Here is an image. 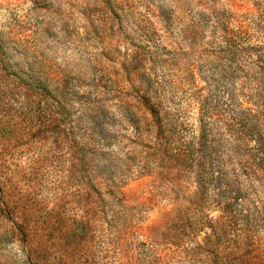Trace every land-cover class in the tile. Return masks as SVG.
<instances>
[{
    "label": "rangeland",
    "instance_id": "1",
    "mask_svg": "<svg viewBox=\"0 0 264 264\" xmlns=\"http://www.w3.org/2000/svg\"><path fill=\"white\" fill-rule=\"evenodd\" d=\"M263 53L264 0H0V264H197L185 247L235 235L189 201L195 182L145 170L142 96L195 135L206 102L219 141L217 99L228 87L251 107ZM255 163L234 182L250 205Z\"/></svg>",
    "mask_w": 264,
    "mask_h": 264
},
{
    "label": "trees",
    "instance_id": "2",
    "mask_svg": "<svg viewBox=\"0 0 264 264\" xmlns=\"http://www.w3.org/2000/svg\"><path fill=\"white\" fill-rule=\"evenodd\" d=\"M257 56L248 84H253L259 92L254 95L256 99L249 101L251 107L242 108L228 87L223 90L225 100L217 99L226 106L224 114L231 120L222 119L229 130L219 135V141L210 133V127H206L215 118L214 109L206 102L199 101L200 117L207 118V122L200 134L195 135L194 129L174 109L166 108L161 101H152L147 93L142 96L151 117L144 123L149 138L143 149L151 162V166L144 164L145 170H154L158 176H172L179 187L189 180L195 182L196 190L190 194L193 199L189 201L198 207L218 208L222 213L218 226H231L237 231L227 236L215 230L202 245H197L198 250L185 247L183 253L198 258L197 264H264V255L260 254L261 247L264 251V203L257 201L250 205L234 188L238 178L236 166L247 170L244 162L255 160L258 165L257 161H264V53ZM245 96L252 98L250 93ZM183 234H186L184 229ZM185 236L189 239V234Z\"/></svg>",
    "mask_w": 264,
    "mask_h": 264
}]
</instances>
